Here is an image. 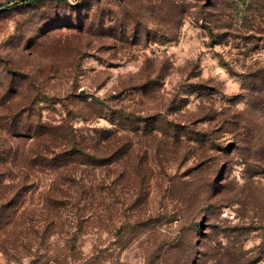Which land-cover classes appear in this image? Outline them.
Masks as SVG:
<instances>
[{"label":"rangeland","instance_id":"obj_1","mask_svg":"<svg viewBox=\"0 0 264 264\" xmlns=\"http://www.w3.org/2000/svg\"><path fill=\"white\" fill-rule=\"evenodd\" d=\"M26 105L117 148L38 173L0 264H264V0H0L1 169Z\"/></svg>","mask_w":264,"mask_h":264},{"label":"trees","instance_id":"obj_2","mask_svg":"<svg viewBox=\"0 0 264 264\" xmlns=\"http://www.w3.org/2000/svg\"><path fill=\"white\" fill-rule=\"evenodd\" d=\"M29 106H24L26 113L18 120L24 130L8 132L5 150L9 164L3 169L0 168V227L8 224L16 227L19 224L23 213L20 209L21 202L37 179L38 173L49 169L55 173L56 179L69 184L74 182L72 175L76 167L102 166L106 158L104 148H117L116 128H102L84 133L73 128L64 119L58 124L41 123L40 120L32 119ZM17 118L18 116H13L12 122H16ZM174 132L176 134L175 129ZM53 184V192L47 194L46 198L50 199L52 207L60 209L65 200L63 189L56 185L55 179ZM79 187L82 190L85 188L84 184ZM73 198L75 205L85 200L80 195Z\"/></svg>","mask_w":264,"mask_h":264}]
</instances>
